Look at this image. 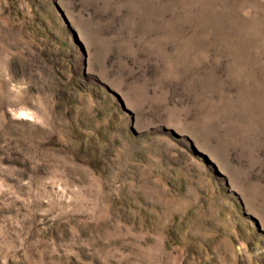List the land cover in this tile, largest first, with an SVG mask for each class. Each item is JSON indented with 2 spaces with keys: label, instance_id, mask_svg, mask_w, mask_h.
Segmentation results:
<instances>
[{
  "label": "rangeland",
  "instance_id": "374dc122",
  "mask_svg": "<svg viewBox=\"0 0 264 264\" xmlns=\"http://www.w3.org/2000/svg\"><path fill=\"white\" fill-rule=\"evenodd\" d=\"M0 264H264V0H0Z\"/></svg>",
  "mask_w": 264,
  "mask_h": 264
}]
</instances>
